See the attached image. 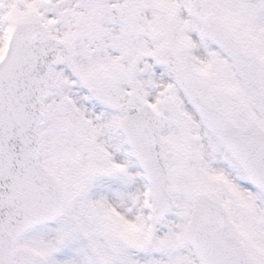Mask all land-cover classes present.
<instances>
[{
    "label": "snow or ice",
    "instance_id": "1",
    "mask_svg": "<svg viewBox=\"0 0 264 264\" xmlns=\"http://www.w3.org/2000/svg\"><path fill=\"white\" fill-rule=\"evenodd\" d=\"M0 264H264V0H0Z\"/></svg>",
    "mask_w": 264,
    "mask_h": 264
}]
</instances>
